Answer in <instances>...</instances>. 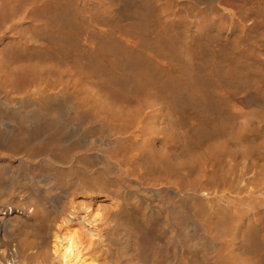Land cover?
Returning <instances> with one entry per match:
<instances>
[{
	"label": "bare ground",
	"instance_id": "6f19581e",
	"mask_svg": "<svg viewBox=\"0 0 264 264\" xmlns=\"http://www.w3.org/2000/svg\"><path fill=\"white\" fill-rule=\"evenodd\" d=\"M263 46L264 0H0V264H264Z\"/></svg>",
	"mask_w": 264,
	"mask_h": 264
},
{
	"label": "rangeland",
	"instance_id": "374dc122",
	"mask_svg": "<svg viewBox=\"0 0 264 264\" xmlns=\"http://www.w3.org/2000/svg\"><path fill=\"white\" fill-rule=\"evenodd\" d=\"M242 12H244V13H242ZM239 13V14H238ZM237 13V18L239 19V20H241V21H245V19H246V21H245V23L246 24H248L249 22H255L256 24H254L255 26H253V29H251L250 31V33H249V35L247 36L246 35V37L245 36H239L238 35V39L236 38V40L237 41H263V38L261 37L260 39L258 38V37H260L261 35H259V34H262L263 32V29L261 28V25L258 23L259 21L258 20H256L257 19V17H256V19H255V17H254V15H250V13H248L247 11H245V10H240L239 12ZM240 13H241V15H240ZM246 13H248V14H246ZM247 16V17H246ZM242 17V18H241ZM250 17H252V19L250 18ZM254 17V18H253ZM244 18V19H243ZM249 19H250V21H249ZM253 19H255V20H253ZM248 20V21H247ZM243 21V22H244ZM257 24H258V26H257ZM257 26V27H256ZM259 28H260V30H259ZM258 33V34H257ZM252 35V36H251ZM250 36V37H249ZM249 37V38H248ZM257 37V38H256ZM239 38H240V40H239ZM256 38V39H255ZM254 39V40H253ZM193 41H190V46H192L193 47V43H192ZM208 41H203V45L204 44H206ZM209 44V45H208ZM207 45H208V47L209 48H207ZM259 46H261V45H263L262 43L261 44H258ZM205 47H203L204 48V56H206V57H204V60L205 61H207V59H208V61L206 62V64H205V62H204V60H203V65L206 67V76H205V82L206 81H208V87H206L207 85H205V87H206V90H208L209 92V94H212V92L214 93V94H212V96L213 97H215L217 94L216 93H218L217 91H218V84H219V81H218V77H217V72H216V68H217V48H218V43L216 42V41H209V43H207L206 45H204ZM211 48V49H210ZM263 48H264V46H263ZM206 50V51H205ZM208 51H209V53H208ZM215 52H216V54H215ZM264 52V51H263ZM209 54H210V56H209ZM254 54L255 55H257V52L255 51L254 52ZM264 54V53H263ZM210 58V60H209V58ZM205 58H207V59H205ZM216 58V59H215ZM207 63H208V65H207ZM216 64V65H215ZM216 78V79H215ZM211 81V83H209ZM218 81V82H217ZM211 84V85H210ZM213 84V85H212ZM212 87V88H211ZM212 90V91H211ZM215 91V92H214ZM190 113L188 114L187 113V115H182L181 113H176V121H177V129H181L182 131H183V133H185V135H190L191 134V128L193 127V124L195 125L197 122V117H195V115H193L194 117H195V119H191V118H194L192 115V117L190 118ZM178 116H179V122H178ZM181 117H187L185 120H182L181 119ZM189 118L191 119V120H193L192 121V123L190 122L191 120H189ZM185 121H186V123H185ZM188 121V122H187ZM181 122V123H180ZM183 122V123H182ZM190 122V123H189ZM190 125H192L191 127H190ZM181 126V127H180ZM183 126H184V128H183ZM190 127V128H189ZM179 131V130H178ZM177 131V133H178V136H179V134L181 133V131H179L178 132ZM188 131H189V133L190 134H188ZM187 132V133H186ZM182 133V134H183ZM174 140H175V142L176 141H179L180 139L179 138H181L182 137V135L180 134V136L178 137H176V133H174ZM96 136H100V133H96ZM176 138V139H175ZM172 158H174V156H172ZM229 184H231V185H233V186H237V184H238V182L237 181H231V182H229Z\"/></svg>",
	"mask_w": 264,
	"mask_h": 264
}]
</instances>
